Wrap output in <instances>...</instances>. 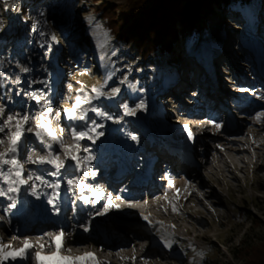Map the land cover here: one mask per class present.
<instances>
[{
  "label": "rangeland",
  "instance_id": "374dc122",
  "mask_svg": "<svg viewBox=\"0 0 264 264\" xmlns=\"http://www.w3.org/2000/svg\"><path fill=\"white\" fill-rule=\"evenodd\" d=\"M102 2L115 6L124 0H42L34 6L31 0H0V78L2 75L15 84L22 91L24 100L20 103L22 109L10 110L0 121V128H3L0 140L4 141L0 152L7 151L17 124H22L24 132L14 154L20 165V176L27 170L31 171L30 162L33 160L51 158L56 163L63 161V167L57 169L55 163H43L44 167L55 169L56 174L63 176L67 183H72L75 190L82 187L86 191L87 184L83 185L81 180L85 179L83 175L89 167H93V159L98 160L97 150L100 155L107 152V157L111 159L114 150H130L129 145L136 144V149L155 155L160 150L163 159H171L165 153L167 149L160 142L159 134L181 130L182 127L175 129L167 124L174 123L176 113L192 112L194 108L191 107L195 105L194 112H201V119L212 124L199 142L196 141L197 131L188 141L194 143L191 156L201 161V175L161 177L149 186L157 197L155 205L168 215L167 219L181 217L185 211H197L199 216L211 223L209 237L213 244L218 245V253L209 244L200 246L207 250L208 257L214 256L218 261L212 263L205 257L189 254L190 264H245L238 248L248 244V241L255 243L264 239V167L253 164L260 158L264 160V133L252 124L258 121L255 115L261 109L258 106H242L239 101L242 100L240 91L244 93L246 86L259 77L255 78L253 73L246 72L247 68L244 69V79H239L243 88L237 95H229L238 98L235 104L225 98L219 102L221 99L218 96L225 95L211 92H214L213 72L217 68L224 72L229 70L234 76L240 71L239 67H243L238 62L239 58L245 56L252 60L256 57V46L261 47L260 56L264 55V7L261 6L264 0L244 4L240 19L242 24L229 22L218 10L202 15V30L196 35L194 49L186 52L183 36L177 35L172 53L162 54L149 62H143L132 46L123 47L117 43L100 16L98 7ZM21 6L26 10L30 7V10L24 14ZM115 13L119 18L118 10ZM174 26L176 29L179 26L177 19ZM240 36L244 38L239 39ZM242 49L250 55H245ZM210 60L214 61L213 70L212 66H208ZM248 64L250 71H254L253 63L249 61ZM189 83L191 85L186 87ZM216 83H219L217 79ZM253 92L255 89L249 94ZM77 96L81 98V104L76 114L83 115L84 119L72 121L65 110L72 108ZM202 97L211 101L212 109H216L215 115L209 116L210 113L202 108L210 107L204 105ZM31 104L32 111L28 112ZM84 109L86 111L82 114ZM236 109L241 116L235 114ZM40 115L51 120L59 115L51 121L53 127H60L52 130L55 138L46 135L41 127L32 125V118ZM24 117L28 118L27 121ZM228 117L232 119V131H236V137L242 140L241 145L247 150L246 154H242L247 161L244 166L236 160L225 165L222 156L216 155L213 150L221 137L229 138ZM38 131L41 133L39 137L36 135ZM81 132L86 135L78 138ZM179 140V137L171 135L172 142L178 143ZM40 142L47 145L48 152L36 149V144ZM73 156L77 159H72ZM65 166L66 171L71 168L76 171L72 177L69 173L65 176ZM9 170L16 171L11 165L0 167V172L7 173ZM96 170H88L91 173L88 177L95 178L98 171L108 172L105 167ZM104 180L111 182L108 178ZM199 182L203 183L202 194L209 199H204L202 206L193 199L183 201L188 197L187 190L199 185ZM59 189L62 191L69 187L62 183ZM101 190L104 195L100 193V199H105L106 193L110 198L116 197L114 202L121 194H127L123 187L118 188L116 193L105 186ZM136 191L141 192L135 188ZM34 192L35 188L32 194ZM43 192L46 193V190ZM86 196L89 194L86 193ZM40 201L42 196H38L37 202ZM102 209L104 214L109 212V199ZM40 215L34 213V217ZM215 217L221 221L219 225H213ZM65 218L70 222L77 220L73 219L71 209L66 211ZM0 222L7 223L0 228V240L7 244L9 237L6 236L12 235V226L17 229V220L7 221L0 215ZM160 233L166 236L165 232ZM167 240L173 241L171 237ZM167 248L171 253L176 250ZM184 248L180 250L183 252ZM13 262L9 261V264ZM18 264L24 262L20 260Z\"/></svg>",
  "mask_w": 264,
  "mask_h": 264
},
{
  "label": "bare ground",
  "instance_id": "6f19581e",
  "mask_svg": "<svg viewBox=\"0 0 264 264\" xmlns=\"http://www.w3.org/2000/svg\"><path fill=\"white\" fill-rule=\"evenodd\" d=\"M218 36L221 38L220 34ZM243 38L244 37L242 36L240 37V39ZM261 71L264 72V66L261 68ZM254 77L257 78V76ZM252 86V91H254L256 87L264 88V76L253 81ZM253 94H256V92H253L252 95ZM263 96L260 97L257 105L261 109V112L255 115L258 121L252 124H254L255 128L264 133V116L261 115V113H264ZM202 108L205 109V107ZM215 110L211 111L209 116L215 115ZM194 111L195 110L190 112V110H185L186 114L176 113L174 116V123H168L167 126L175 129L182 127V129H178L174 133L172 131H165L162 134H159L158 137L160 142L166 146V153L172 158V161H176V159H184L185 161L183 164L185 166L188 165V163L190 165L188 160L193 163L192 160L194 159H188L187 157L189 156L188 153L192 152L194 143H188L190 136L184 126L188 125V129L191 133L197 131V142L204 137L202 134L205 130L212 127V124H210L209 121L201 119V112L196 113ZM224 113L226 112H223L222 114ZM55 117L56 116H54V118ZM228 119L227 130H229V138L221 137L219 142H217L218 145H216L213 150L216 155L222 156L225 165L230 161L236 160L241 161L242 166H244L247 161L242 157V154H246L247 150L241 145V143H243L242 140L236 137V131H232L233 127L230 122L232 119L230 117H228ZM75 120L76 119H72V121ZM171 135L180 138L178 143L176 141H171ZM148 143L150 144V142ZM186 144L188 148L186 147ZM137 146L138 145L136 144L129 145L128 148L130 150H126L125 154H123V149H117L114 151L120 157L132 161L133 155L139 156L143 152L142 150L136 149ZM118 155L116 156L118 157ZM253 164H259L260 167H264V160L260 158L259 162L254 161ZM111 166L112 159L108 158L103 161L102 165L95 164L93 167H89L88 170H96L103 167L110 168ZM122 166L123 165L120 163V168H123ZM88 170L83 175L85 179L81 180L83 185L87 184L85 188H87L88 185H99L104 187L106 184L104 177L99 175L96 178H90L88 177L90 173ZM75 172L74 168L66 171L65 166V176L68 173L69 175H73ZM109 179L111 182H119L118 184H120V186L125 185V182L115 174ZM13 181H16L17 183H12ZM7 182H9L12 187L18 186L16 176L8 179ZM199 183L200 186L195 185V187L187 190L188 197L183 198V201L189 202L193 199L202 206L203 200L209 199L202 194L203 183ZM150 187L151 186L148 184H145L137 189L141 192L136 191L131 197H121L122 204L111 206L109 212L106 214H104L102 209L104 204H102L96 212H94L91 218L82 214L81 217L77 218L76 222H70L67 218L64 219L65 212L70 210L69 200L71 194L67 192L63 193L60 202L65 209L63 215H61L64 219L63 222L53 213L57 206L55 204L57 203H51L50 210H48L47 214H39L41 217L38 216L39 220L37 222L33 219L34 211L29 204V209H27L25 213L23 212V218L20 223L17 224L21 225V230L18 232L16 227L12 226L10 250L23 248L25 240L34 245V247L31 248L23 258L17 256L12 264H18L20 260L23 261L24 264H38L35 255L37 252H40L41 257L53 256V254L56 253L55 238L59 233L64 234L63 247L59 252V256L61 257H76L83 256L85 253H92L95 261H98L99 264H118L119 262L120 264H190L188 255L192 254L205 257L206 261L216 263L218 258L216 259L214 256L208 257L207 250L200 246V244H209L214 249V252L218 253V245L213 244L209 237L211 223L199 216L197 211H185L181 217L167 219L168 215L155 205L157 197L153 195L151 190L152 187ZM87 192L88 191H86V193ZM50 193L52 194V192ZM91 193L96 194L94 189ZM86 202H89V199H87ZM204 208L206 209V207ZM173 215L175 216V213ZM55 217L56 219H54ZM145 217H147V219H145ZM220 223L221 221H219L218 218L215 217L213 219V225H219ZM161 231L165 232V237L162 236L163 233L161 234ZM13 237H15V239H13ZM159 237L162 238L164 242L167 238L171 237L173 241L170 247L176 250L171 253L169 249L165 247V243L157 240ZM139 242L146 243L145 247L147 248L144 249V252L142 253L138 247ZM40 245H43L44 247L41 248ZM183 246L185 247V251L182 252L180 248ZM101 247H103L102 251L106 256L105 259L101 255ZM0 264H9V261L6 259L3 262H0ZM41 264H57V261L55 259L42 261ZM83 264H93V261L91 259H86L83 261ZM202 264H208V262Z\"/></svg>",
  "mask_w": 264,
  "mask_h": 264
},
{
  "label": "trees",
  "instance_id": "16d2710c",
  "mask_svg": "<svg viewBox=\"0 0 264 264\" xmlns=\"http://www.w3.org/2000/svg\"><path fill=\"white\" fill-rule=\"evenodd\" d=\"M40 1L31 0L33 6ZM253 3L256 0H124L115 6L102 2L98 8L117 43L123 47L132 46L143 62H149L162 54L172 53L177 35L183 36L186 52L194 49L196 35L202 30V15L218 10L226 20L241 24L244 4ZM261 6L264 7L263 2ZM28 10L30 7L26 10L21 6L24 14ZM175 19L179 23L177 29ZM242 52L247 54L244 49ZM246 243L238 248L244 263L264 264V239Z\"/></svg>",
  "mask_w": 264,
  "mask_h": 264
},
{
  "label": "snow or ice",
  "instance_id": "6c2138e0",
  "mask_svg": "<svg viewBox=\"0 0 264 264\" xmlns=\"http://www.w3.org/2000/svg\"><path fill=\"white\" fill-rule=\"evenodd\" d=\"M97 91V94L99 95V91L98 90H94ZM87 102V101H85ZM81 104V98L79 96H77L76 98V103L72 106L71 109H66V113L67 115L72 118V119H84L83 115H77L76 114V109L80 107ZM125 109L127 111V105H125ZM262 116H264V113H261ZM27 117H24V120L27 121ZM38 127H42L44 129V133L46 135H48L49 137L55 138V133L49 128L48 124H41L38 125ZM185 130L189 132V136L191 138V131L188 129V125H185ZM3 131V128H0V132ZM24 132V128L22 124H17V128L16 131L12 134V136L10 137V143L9 146L7 148L6 152H0V167H2L3 165H11L12 169H16V171L13 173L11 170H9V172L4 173V172H0V176H3V179L5 181H8L9 176L11 175H15L17 178H19L20 176V165L19 163L16 161L15 159V153L17 151V146L20 143L21 137L23 135ZM36 135L39 137L41 135V133L38 131L36 133ZM86 135V133H79L78 134V138H83ZM4 143L3 140H0V145H2ZM51 155V154H50ZM72 159H77V157L73 156ZM38 161L40 163H55V166L57 169L63 167V161H60L58 163L55 162L54 159H45L44 157H39ZM37 179H40L39 177H37ZM12 183H17L16 181H13ZM18 183H25V181L22 180H18ZM18 187H9L8 191L10 192H15L18 191ZM3 192H0V195H3ZM86 199V198H85ZM109 206H114L111 205V198L109 197ZM173 211H175V208H173ZM145 219H147V217H145ZM63 233H59L56 235L55 238V242H56V253L53 254V256L51 257H41L40 252H37L35 255L37 257L38 260V264H41L42 261H48V260H53L55 259L57 261V264H83V261H85L86 259H91L93 261V264H99L98 261H95V258L93 256L92 253H85L83 256H76V257H69V256H59V252L61 251L62 247H63ZM13 239H15V237H13ZM172 241L170 240H165V247H170L171 246ZM34 245H32L31 243H29L27 240L24 241V247L21 249H16V250H10L11 249V245L6 244L3 242V240H0V261H3L4 259L11 257L13 259H15L17 256L23 258L26 253L29 252V250L31 248H33ZM41 248H43V245H40ZM70 251V250H69ZM202 255V254H200Z\"/></svg>",
  "mask_w": 264,
  "mask_h": 264
}]
</instances>
